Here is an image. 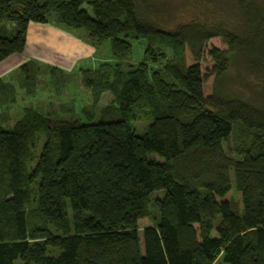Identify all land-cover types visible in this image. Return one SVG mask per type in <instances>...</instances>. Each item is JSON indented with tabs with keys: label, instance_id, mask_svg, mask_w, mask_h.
<instances>
[{
	"label": "trees",
	"instance_id": "trees-1",
	"mask_svg": "<svg viewBox=\"0 0 264 264\" xmlns=\"http://www.w3.org/2000/svg\"><path fill=\"white\" fill-rule=\"evenodd\" d=\"M239 4L243 32L162 28L148 0H0V61L31 21L84 28L118 60L80 69L84 119L26 105L64 95L58 66L0 78V264H264V88L247 98L224 79L234 55L264 71V14ZM139 37L150 43L124 67Z\"/></svg>",
	"mask_w": 264,
	"mask_h": 264
},
{
	"label": "rangeland",
	"instance_id": "rangeland-1",
	"mask_svg": "<svg viewBox=\"0 0 264 264\" xmlns=\"http://www.w3.org/2000/svg\"><path fill=\"white\" fill-rule=\"evenodd\" d=\"M149 3H154L157 12H152L154 22L162 28L173 29L181 23L190 21H201L207 24H221L224 27L238 32H243L245 27L244 16L240 8V0H148ZM262 9L264 14V0H254ZM15 31L13 23H9V35ZM85 31L84 28L74 30L75 33ZM133 44L132 54L123 60V66L140 61L144 55L146 47L150 43V37H139L131 39ZM99 55L102 59L111 58L112 63L117 62V59H112V50L110 40H105L99 44ZM168 50V49H167ZM170 58L171 55L168 54ZM106 59V60H107ZM105 60V61H106ZM101 64H99L100 66ZM98 66V67H99ZM80 69L75 70L69 78H67V91L62 97L55 95L39 98H29L26 100V105L35 106L44 112H57L62 118L74 120L76 118L84 119L81 109L91 108L92 98L89 90L81 86ZM67 74V73H66ZM69 74H67V77ZM225 83L230 90L243 97H252L257 94V91L264 88V71L253 70L249 67L245 58L241 55L232 57L231 66L224 77ZM46 89V86L44 87ZM43 88V89H44ZM62 104L66 107L61 109ZM20 106L15 108V116L20 114ZM98 120L100 112L96 110ZM151 119L141 118L133 123L138 134H143ZM224 147L227 150L229 143L225 142ZM232 188L234 200H237L236 183L234 171L231 170ZM163 193V190H161ZM68 201V200H67ZM70 212V210H69ZM215 264H226L223 258H219Z\"/></svg>",
	"mask_w": 264,
	"mask_h": 264
},
{
	"label": "crops",
	"instance_id": "crops-1",
	"mask_svg": "<svg viewBox=\"0 0 264 264\" xmlns=\"http://www.w3.org/2000/svg\"><path fill=\"white\" fill-rule=\"evenodd\" d=\"M98 47L99 44L87 38L86 31L75 33L56 24L31 21L24 50L0 61V78L19 75L20 66L30 60L58 66L69 74V78L75 70L95 69L105 62L107 58L102 59Z\"/></svg>",
	"mask_w": 264,
	"mask_h": 264
}]
</instances>
